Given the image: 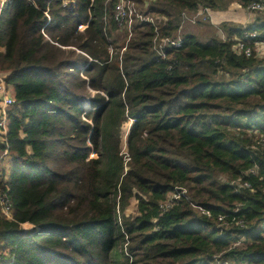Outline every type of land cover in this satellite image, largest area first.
I'll use <instances>...</instances> for the list:
<instances>
[{
  "label": "trees",
  "instance_id": "obj_1",
  "mask_svg": "<svg viewBox=\"0 0 264 264\" xmlns=\"http://www.w3.org/2000/svg\"><path fill=\"white\" fill-rule=\"evenodd\" d=\"M116 1L0 8V264H264V56L234 49L264 40V8L189 20L264 0H130L131 33ZM201 22L216 35L182 33Z\"/></svg>",
  "mask_w": 264,
  "mask_h": 264
},
{
  "label": "built area",
  "instance_id": "obj_2",
  "mask_svg": "<svg viewBox=\"0 0 264 264\" xmlns=\"http://www.w3.org/2000/svg\"><path fill=\"white\" fill-rule=\"evenodd\" d=\"M4 2L5 0H1L0 8ZM63 3L66 4L67 0H63ZM263 8H264V4L261 1H258L251 3L245 10L247 12L253 13V11L262 10ZM135 13L136 10L134 9L133 4L132 2H130V0H117L115 2L113 9V18L119 26L125 27L129 33H131V26L133 23V17L135 16ZM207 15H208V11L207 9H204L203 11L197 12L196 14L190 16L189 20L192 23L197 22L199 19L205 21L208 19ZM137 17L142 18L139 15ZM84 26L85 25H81L80 28L82 29ZM255 36H256V32L245 33L242 36V38L236 39V42L234 44V49L237 52L244 53L246 56H250L253 50L255 49L258 55L264 56V40L255 41L253 48L249 44L250 38H253ZM180 44H181V39L179 37L167 38L161 42L160 48L162 49L164 46L167 45L176 48L179 47ZM162 52L161 54L164 55ZM14 103H15V98H14V94L12 93V87L8 86L5 83V74L3 72H0V142L4 144V148L1 149V156H4L5 154L9 153V148L6 143L5 134L7 131L8 111L10 110V108L13 106ZM257 142L264 146V134H261L259 136ZM0 206L4 214L10 217L9 204L7 200H5L4 197H2L1 195H0ZM219 220H222V216L219 217ZM224 264H230V263L225 262Z\"/></svg>",
  "mask_w": 264,
  "mask_h": 264
},
{
  "label": "rangeland",
  "instance_id": "obj_3",
  "mask_svg": "<svg viewBox=\"0 0 264 264\" xmlns=\"http://www.w3.org/2000/svg\"><path fill=\"white\" fill-rule=\"evenodd\" d=\"M1 2V0H0ZM228 12H230L231 15V22L234 25H241L238 21L237 18L241 17L243 15V10L240 8H235L233 5L228 7ZM201 24V25H200ZM204 25V26H203ZM210 26L204 24V22L199 23V25H187V23L185 24V26L181 29L182 33H187V32H191V33H196L201 40L205 41L206 39H208L210 36H214L216 35L214 32L212 33H208V31H210ZM208 33V34H206ZM128 37L124 34V33H118V44H125L127 42ZM116 45H113L110 47V51L111 54L114 55L115 51L117 50V48L115 47ZM124 50V47L119 48V53L121 54V52ZM88 107V105H86ZM11 157V152L8 154H5L4 156H1V150H0V170L1 168L4 166L7 168V164H9V159ZM135 212V204L134 202H132L130 204V206L127 208L126 213L127 214H132ZM24 228L29 229L32 228V225L29 223L24 224Z\"/></svg>",
  "mask_w": 264,
  "mask_h": 264
},
{
  "label": "crops",
  "instance_id": "obj_4",
  "mask_svg": "<svg viewBox=\"0 0 264 264\" xmlns=\"http://www.w3.org/2000/svg\"><path fill=\"white\" fill-rule=\"evenodd\" d=\"M235 8H240L243 10V15L239 18H237V21L241 24V25H245L248 24L249 22L252 21L254 15L251 12H247L245 9L241 8L239 5L237 4H232ZM231 13L228 12V10H224V11H211L210 13L208 12V18H209V22L208 24L217 26L219 25L221 22L226 21V22H231ZM189 25V24H187ZM201 25V24H200ZM204 26V25H203ZM206 26V25H205ZM12 93H13V89H12Z\"/></svg>",
  "mask_w": 264,
  "mask_h": 264
}]
</instances>
